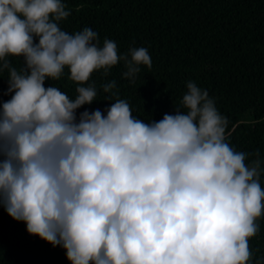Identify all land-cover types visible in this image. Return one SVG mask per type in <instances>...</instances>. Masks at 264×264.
Instances as JSON below:
<instances>
[{"label":"clouds","instance_id":"obj_1","mask_svg":"<svg viewBox=\"0 0 264 264\" xmlns=\"http://www.w3.org/2000/svg\"><path fill=\"white\" fill-rule=\"evenodd\" d=\"M69 15L63 0H0V74L11 94L0 102V205L70 264H249L264 216L259 151L227 142V118L191 80L159 121L135 117L124 99L77 117L97 100L94 72L106 77L122 62L134 82L152 59L146 47L101 45L89 27L62 30ZM65 69L74 99L45 87ZM116 88L105 83L104 100Z\"/></svg>","mask_w":264,"mask_h":264},{"label":"trees","instance_id":"obj_2","mask_svg":"<svg viewBox=\"0 0 264 264\" xmlns=\"http://www.w3.org/2000/svg\"><path fill=\"white\" fill-rule=\"evenodd\" d=\"M70 10L60 22L62 30L75 33L85 27L104 39L116 42L121 53L130 47H146L152 68L141 65L134 82L122 76L123 63L108 76L92 74L97 100L82 106L79 113L110 107L116 99L126 100L139 119L159 121L180 107L191 80L208 91L218 111L227 118V142L237 151L257 150L264 169V0H63ZM19 70L22 58L9 57ZM45 81L75 98L78 86L68 78ZM8 72L0 74V102L8 88ZM115 80L118 95L103 85ZM183 110V109H181ZM251 159V157H250ZM264 188V171L260 176ZM259 231L248 243L253 252L249 264H264V216ZM0 264H70L60 245L53 247L26 231L23 221L13 220L0 205Z\"/></svg>","mask_w":264,"mask_h":264}]
</instances>
